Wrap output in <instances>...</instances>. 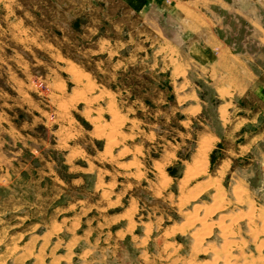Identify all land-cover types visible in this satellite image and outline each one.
<instances>
[{
    "label": "rangeland",
    "instance_id": "obj_1",
    "mask_svg": "<svg viewBox=\"0 0 264 264\" xmlns=\"http://www.w3.org/2000/svg\"><path fill=\"white\" fill-rule=\"evenodd\" d=\"M178 1L264 88V0ZM180 15L0 0V264H264V97Z\"/></svg>",
    "mask_w": 264,
    "mask_h": 264
},
{
    "label": "crops",
    "instance_id": "obj_2",
    "mask_svg": "<svg viewBox=\"0 0 264 264\" xmlns=\"http://www.w3.org/2000/svg\"><path fill=\"white\" fill-rule=\"evenodd\" d=\"M131 12L141 14L145 10H147L150 6L155 5L157 9L168 13H177L180 15L179 25L184 27L185 32L190 35H195L196 38L192 40L191 45L189 46V54L192 60L202 66L205 67L206 70L210 73L212 70H223L226 72L230 71L231 66H228L226 63H223V60H227L229 56L235 58L236 66H235V74L234 76L227 75L226 80L224 81V89H229L232 94L239 93L240 96L245 95L248 90H253L255 95H259L264 97V88L259 87L258 85H254V81L251 82V79H254V75L248 71L247 67L241 63V56H234L231 54V51L227 46L221 43L220 39H218L215 34L211 30V26L213 24L209 19L205 17H201L198 14H195L194 9L192 8V4L188 2H177L172 3V0H120ZM252 1V0H250ZM255 1V0H254ZM165 3L167 5L171 4V8H166ZM224 4V3H223ZM228 7L231 6L229 4H225ZM234 7V6H233ZM183 8H186L187 13L183 12ZM235 13H238L234 9ZM242 15V13H240ZM255 12H250L247 16L242 15L245 20H248L255 33L260 34L258 40L261 44H264V32L260 29L259 22L255 17ZM196 16H198L199 21L195 20ZM198 35V37H197ZM188 37V36H187ZM237 59V60H236ZM239 59V60H238ZM240 72V73H239ZM243 74V75H241ZM255 80V79H254ZM231 82L234 84L231 88Z\"/></svg>",
    "mask_w": 264,
    "mask_h": 264
},
{
    "label": "trees",
    "instance_id": "obj_3",
    "mask_svg": "<svg viewBox=\"0 0 264 264\" xmlns=\"http://www.w3.org/2000/svg\"><path fill=\"white\" fill-rule=\"evenodd\" d=\"M79 24H80V22L78 21V20H76V22L73 24V27L76 29V28H79ZM214 154V153H213ZM211 161H212V163H213V161H214V159H213V157L211 158ZM173 177H175V176H173Z\"/></svg>",
    "mask_w": 264,
    "mask_h": 264
},
{
    "label": "bare ground",
    "instance_id": "obj_4",
    "mask_svg": "<svg viewBox=\"0 0 264 264\" xmlns=\"http://www.w3.org/2000/svg\"><path fill=\"white\" fill-rule=\"evenodd\" d=\"M204 146V145H203ZM202 147V146H201ZM204 147H207V146H204ZM206 150V149H205ZM200 153H201V151H200ZM205 154V153H204ZM200 174V173H199ZM228 260V259H227Z\"/></svg>",
    "mask_w": 264,
    "mask_h": 264
}]
</instances>
